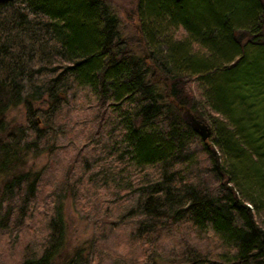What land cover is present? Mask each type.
Returning a JSON list of instances; mask_svg holds the SVG:
<instances>
[{"label":"trees","instance_id":"16d2710c","mask_svg":"<svg viewBox=\"0 0 264 264\" xmlns=\"http://www.w3.org/2000/svg\"><path fill=\"white\" fill-rule=\"evenodd\" d=\"M136 12L180 24L185 38L156 47L147 65L123 40L106 0H0V228L13 226L18 237L38 213L45 169L35 160L57 149L48 133L65 128L55 130L49 120L71 99L68 91L82 86L100 109L112 162L83 158L77 192L85 177L100 187L113 181L116 191L132 187L114 218L129 221L127 241L147 245L141 262L115 264H170L169 257L183 264H264V0H136ZM189 35L205 50V64L224 59L193 76L205 87L201 102L184 94L183 81L195 80L188 74L168 73L162 89L151 76L150 66L165 73L171 62L180 64ZM186 107L201 119L209 110L224 114L227 122H215L219 133L203 140L185 121ZM127 166L139 174L133 181ZM64 198L54 192L39 238L33 222L26 225L34 232L18 264H104L92 255L97 234L69 245ZM112 222L111 229L119 224ZM169 222L210 231L215 251L186 236L162 242ZM170 243L179 250L168 252Z\"/></svg>","mask_w":264,"mask_h":264},{"label":"rangeland","instance_id":"374dc122","mask_svg":"<svg viewBox=\"0 0 264 264\" xmlns=\"http://www.w3.org/2000/svg\"><path fill=\"white\" fill-rule=\"evenodd\" d=\"M106 1L117 16L118 29L123 40H125V43L129 46L131 51L141 57H145L147 65H150L151 56L156 50V47L159 51L162 46L166 47L167 44L176 46V39H182L183 41V38L186 36V30L182 29L180 24L176 25V23H173V25H170L159 22L157 16L153 18L148 15V12L147 14H137L136 0ZM191 36L189 35L191 41L189 45L190 47L192 45V47L186 50H179L181 57H184L182 60L183 63L181 64V61L180 64L177 65L171 62L170 70L166 69L165 73L150 66L151 70L153 69V74L151 76L158 84L159 88L162 89L167 84L165 80L168 82V73L183 72L188 74V77H192L191 79L195 80L183 81L181 85L186 83L187 86V88H183L185 91L184 94L186 96H188V94L189 96H195L196 99H200L201 102V100H204L202 91L205 90V87L198 84V79L193 78V76L200 77V74H204L205 76V73L212 69V65L217 66L218 64H222L224 59L218 58L219 60L217 59L209 62V64H205L207 57L205 50L203 48L201 49V45L197 43L198 41L193 40V35ZM13 42L15 43V40ZM17 44L19 45V43ZM243 53H245V58H248L249 54H252V50L249 48L246 51L244 50ZM234 54L235 53H233L232 56ZM236 57L237 56H235V58ZM25 58L31 63H41L38 61V57L31 56L28 58L25 55ZM193 59H201L202 62L197 63L194 62ZM213 59L216 58L213 57ZM228 59L226 61H230ZM176 62L179 61L176 60ZM65 83L61 87V91L66 89L68 83ZM69 95H71V99H68L69 101L67 103H60L54 117L49 120L52 125H54L53 127L55 130L60 126L65 128V132L51 131L48 133L49 138L47 141L55 139L57 149L52 153L43 152L39 158L35 160L36 166L42 165L45 171L42 176V185H40V190L37 195L39 206L37 209L38 213L32 218L28 225L33 222L36 226V238H39L41 234L40 223L45 213L44 209H47L50 203H52L54 192L60 191L61 194H65L62 206L64 215L69 221V245H73L79 240L90 239L97 234L95 238L96 245L92 252V255L95 256V261L99 259L104 264H115L139 259L138 261L141 262L143 259L142 248L143 246L147 247V245H144L138 239L127 241L126 239L131 236L129 234V221L118 222L114 218L123 208H120V205L130 202L133 192L132 187L126 186L124 189L116 191L113 181H110V185L108 186L100 187L98 185L100 180L95 181L94 186L93 183H90L85 177L80 183L79 192H77L79 187L78 175L85 168L82 159L87 157L91 160L92 157H97L101 160L100 163L103 164L111 161V157H109L105 151V147L108 146L109 143V140L105 139L106 130L100 127L101 120L99 119V121L96 118L100 114V109L97 107V110L93 109L96 103L89 89L80 86L75 88V90H69L65 97L68 98ZM40 105H49V103L46 104L42 102ZM91 106L94 107L92 108ZM186 108L190 110V108ZM207 109L209 110V107H207ZM20 112H22L21 107H18L14 108L12 114L13 116H17L20 115ZM190 112L196 116L191 110ZM203 115V118L200 119L210 126V135L206 140L212 142L214 137L219 133L214 123L219 121L224 125L228 117L213 110L204 112ZM113 163L116 164L117 168L122 165L118 162ZM134 169L135 168L131 166H127L124 169V173L128 174V176L130 175V180L132 178V181L139 175L133 173ZM112 171L114 172V170ZM84 185H90V187L86 190ZM69 186L76 189L69 188ZM115 206L116 208H113ZM112 219L114 222H112ZM27 222L22 227L24 232L20 230V236L18 237L15 235V227L0 228V264H18L22 255L23 246L28 240L32 239L31 233L34 232V229L27 228ZM111 222L119 224L117 226L116 224L113 225L111 229ZM101 223L103 226H101ZM168 224L170 226L164 231L165 234L162 236V242L172 237L173 239L181 240L186 236L199 240L208 251H215L216 244L214 243V235L212 236L210 231H204V234L201 232L195 233L192 230H188L183 224L179 225L172 222ZM9 225L13 224L9 223ZM177 227L180 228L179 232L176 230ZM99 231L102 232L100 236H98ZM21 232H23V234ZM11 235H13L14 238L11 239ZM202 237H206V239ZM156 238H159V235L156 236ZM210 240H213V242ZM165 249L168 250V252L174 249L172 251V253H174L179 250V247L171 245L170 243ZM161 253L165 254L164 251H161ZM169 259L171 261L170 264H183L174 257H169Z\"/></svg>","mask_w":264,"mask_h":264},{"label":"water","instance_id":"95a60500","mask_svg":"<svg viewBox=\"0 0 264 264\" xmlns=\"http://www.w3.org/2000/svg\"><path fill=\"white\" fill-rule=\"evenodd\" d=\"M183 117L185 121L191 126V128L196 131L203 140H206L209 137V124L202 122L200 118L194 116L190 110H187V108H184Z\"/></svg>","mask_w":264,"mask_h":264}]
</instances>
